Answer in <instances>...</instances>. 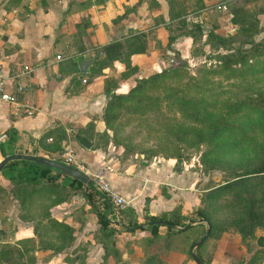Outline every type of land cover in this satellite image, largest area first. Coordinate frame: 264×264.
Instances as JSON below:
<instances>
[{"label":"rangeland","instance_id":"obj_1","mask_svg":"<svg viewBox=\"0 0 264 264\" xmlns=\"http://www.w3.org/2000/svg\"><path fill=\"white\" fill-rule=\"evenodd\" d=\"M14 1L0 0V4L5 9L6 3L10 6ZM122 1L113 0L116 7L123 6ZM131 3L128 7L134 10L139 0H131ZM155 5L154 0H143L137 8L141 12L143 32L152 31L154 23L161 18L157 17L160 15L154 20L151 18L160 14V8ZM168 8L167 18H173L167 19L170 34L180 36L195 25L200 28L198 36L186 35V43L181 46V49L186 48L185 57L178 51L172 56L161 49L159 57L164 67L159 75L139 72L130 65L123 70L111 65L104 73L102 87L112 94L126 96H104L96 118L98 124L90 121L84 128L72 127L68 134H61L65 146L80 145L75 134L85 135L91 142L89 150L99 159L93 166L83 162L84 168L90 170L116 171L124 163L132 162L135 167H141V161H145L144 165L151 163L153 169L168 164L172 174H187L184 190L190 188L197 197L205 188L247 170H263L249 176L264 179V0H169ZM232 15L237 18H231ZM209 29L224 37V44L218 46L208 39L206 31ZM127 34L120 37L130 39ZM250 42L258 44L253 46ZM170 48L175 50L173 44ZM65 68L61 55L57 70L60 73ZM65 146L59 147V159ZM50 175L55 177V182L62 179V175L53 172ZM44 183L46 181L25 187L24 194L27 196L31 189ZM90 187L96 193L92 185ZM11 190V184L0 175V251L4 252L0 255V264L28 263L38 250L42 251L39 259L31 264L37 261L42 264L49 252L63 255L66 261L76 257L77 264H195L188 248L204 232L205 224H196L184 231L160 226L157 235L148 230L126 231L117 223L126 219L117 216L114 209L116 214L106 217L114 221L111 223L116 232L110 237L112 243L105 252L101 239L109 237L98 235L97 224L88 225V231L78 235L76 240L62 223L58 225L44 219L40 226L35 224L42 215L39 211H44V206L60 195L50 193L32 201L30 207L26 204L22 208L19 197L10 196ZM258 190L242 192L241 196L257 204ZM12 202L17 204L15 209H11ZM240 204L238 200L229 199L217 201L214 207L206 206L213 224L212 235L194 250L205 263L264 264V252L259 250L255 238L242 239L232 224L242 216ZM196 205L190 203L185 209L176 201L171 215L178 216L181 224L199 219L194 209ZM77 214L79 222L82 215ZM12 219L15 222L12 223ZM19 220L32 221L35 237H14ZM133 223L129 221V225ZM253 234L255 237L264 234V227H256ZM58 260L51 259L47 264H61Z\"/></svg>","mask_w":264,"mask_h":264},{"label":"crops","instance_id":"obj_2","mask_svg":"<svg viewBox=\"0 0 264 264\" xmlns=\"http://www.w3.org/2000/svg\"><path fill=\"white\" fill-rule=\"evenodd\" d=\"M154 1L155 6L160 8V14L151 18L154 20L157 15L161 18L154 23L152 31L145 32L140 28L141 12L137 10L143 0H139L134 10L128 7V3L133 4L131 0H123V6L118 4V7L121 6L120 9L113 0H45L43 6L40 0H17L10 6L6 3L5 9L0 4L2 70L8 77L7 85H12L10 77L14 72L19 71L24 65L31 68L28 74L17 78L25 85V88L17 93V101L21 106L13 111L10 105L0 100V132H5L7 136L0 144L6 155L21 150L30 154L58 158L59 149L55 146L63 147L66 143L64 138L55 141L58 138L54 130L56 127H60L59 133L63 131V134H68L69 130H73L72 127L84 128L90 121L98 124L96 118L104 103L102 79L104 73L109 71V67L101 69L100 74L91 78L85 85L80 81L83 86L76 90L69 80V75L58 73L56 55L59 57L62 55L64 63L70 65L77 63L78 68V63L82 59H90L93 47L118 40L126 32L129 33L127 36L140 32L145 39L144 50L133 53L123 60H128L129 65L136 67L139 72H156L164 67L159 51L164 49V53H167L165 48L169 33L166 28L169 25L167 3L165 0ZM112 34L114 38H111ZM186 38L183 35L178 36L171 43L181 57H185L186 48L182 50L181 46L186 43ZM112 66L118 70L126 68L121 60H113ZM28 108L31 110L30 114L24 111ZM8 130L14 132L13 138H9ZM49 130L52 136L45 134ZM80 145L70 143L65 148L72 147L69 148L74 151L77 161H86L91 166L96 165L99 161L97 155ZM166 171H169V174H166ZM172 173L168 164H161L153 169L151 163L135 167V163L132 162L124 163L116 171L108 169L103 176L108 185L127 201L126 216L132 215L138 220L144 214L157 215L171 210L176 201L181 202L185 209L190 207L188 206L190 203L192 206L198 203L195 192H191L190 188L189 191L184 190L186 188L184 179L188 177L187 174L185 176ZM95 196L101 204L106 203V216L116 214L114 210H110L111 206L104 199L97 194ZM16 206L15 203H11V209H15ZM81 206L84 212L81 214L80 224L75 221L74 215ZM87 208L88 205L82 195L76 192L71 194L68 200L50 207L49 214L58 222L63 221L71 225L75 229L76 240L78 235L82 236L83 232L88 231L86 230L90 228L88 225L96 224L94 214ZM11 222L15 221L12 219ZM31 225L32 221L16 222L14 237H35ZM79 228H82V231ZM40 252L42 251L34 252L36 260L39 259ZM58 254H52L42 264H47L51 259L57 261L59 258L61 264H76L72 261L74 259L66 261L63 255L60 257ZM35 264L41 262L37 261Z\"/></svg>","mask_w":264,"mask_h":264},{"label":"trees","instance_id":"obj_3","mask_svg":"<svg viewBox=\"0 0 264 264\" xmlns=\"http://www.w3.org/2000/svg\"><path fill=\"white\" fill-rule=\"evenodd\" d=\"M165 1L167 3V16H169V8H168L169 0H165ZM14 2H17V0H15ZM40 2L42 6L45 5V0H40ZM231 18H237V17L235 15H232ZM171 19L173 18H168V20L170 21ZM232 21L235 22V19H232ZM168 26L169 25H167L166 28L169 31ZM199 32H200V28L197 25H195L193 28H189L187 31H185L184 34H180V36L187 35L190 37H196L198 36ZM206 36L208 39L213 41L218 46H221L225 42L224 37L214 34L210 29L206 31ZM127 37L130 39L124 40L123 38H120L118 40L111 41L107 44H104L98 47H93L91 50L92 54L90 56V64L88 65L86 72L79 71L77 68V63L74 62L71 65L68 63H64V67H67V68H65V71L60 72V73H66L67 75H69V80L71 83L74 84V87H75L74 89L77 88L76 90H78L83 86L82 84H80V81L84 83L85 85L86 81L88 82L89 80H91V78L99 75L101 69L110 67L112 65L113 60H118V61L121 60L124 63L125 67L129 66L128 60H123V58H128L133 53L142 52L145 48V45L143 46V44L145 43V39H144V36H142V33L140 32L135 33L133 35H129ZM176 37H178V35L168 33L167 42L165 45L166 50H169L172 53V56H175L177 54L176 50H172L170 48V44L174 41ZM250 43H252L253 46L258 44V42L256 43L250 42ZM141 44H142V47L138 46ZM162 69L163 68H161V70L159 71L153 72L155 73L154 75H159L160 73H162L163 72ZM84 73L87 74L89 77L85 78ZM153 77L154 76H152V78ZM102 94L104 96L110 95L113 98L118 97V96H126V94H119V95L112 94V92H110L109 89H107L105 86L102 87ZM54 130H56L57 137L61 138L62 137L61 134H63V131L62 132L60 131L61 134L59 133L60 127L58 128L56 127ZM7 132H8L9 138L14 137V132L12 130H8ZM52 132H53V129H52ZM52 132L51 130H49L45 134L52 136L53 135ZM80 136L82 135L75 134L77 142ZM55 147L59 149L57 145ZM90 147H91V144L89 148ZM0 154L2 155V157L6 155L5 151L3 150V146L1 144H0ZM45 157L51 158L47 155H45ZM52 159L60 161L59 158H52ZM262 171L263 170H256V171L247 170L240 174H234L232 177L224 180L222 183H217V184H214L212 186L205 188L204 191L198 196L199 198L198 204L196 205L194 209L196 213L198 214L199 219H204L208 221L210 225L209 232L206 235V237L203 239V241L208 236H211L212 231H213V224H211L210 219L207 215L206 206L214 207L217 201L224 202L229 199H234V200H238V202L241 203L240 207L242 208V210H240V214H242V216L240 215L237 219H235L232 222V224L236 227V231L238 232V234L240 235L242 239H245L248 237L250 238L254 237L259 250L264 252V234L256 236V237L253 234L256 227H260V228L264 227V179H259V177L256 178V175L249 176L251 175V173H254V172L261 173ZM51 172H53L54 174L62 175L56 169L46 168L42 164H38L33 161L11 160V161H8L4 165V167L0 170V175H2L6 179L7 183L11 184L12 190L9 192V194L12 198L19 197V200H18L19 205L22 208H24L26 204H28V207H30L32 205V201L36 199L38 200L42 199L45 196H49L50 193H52L53 196L60 195L58 199L50 200L49 203L44 206L45 208L44 211L42 210L39 211L42 213V215H39V212H38V215L40 216L38 218L39 222L35 224H37V226H40L39 224L41 223L40 221L44 219L45 221L50 220L54 222L55 224L57 223L58 225H61L62 223V225H66V227L68 226V231L71 230V237L74 236L75 229L71 225H68L67 223L63 221L58 222L54 218L50 217L49 209L55 204L68 200L71 194L76 193L78 190H81L82 191L81 195L84 198L85 203L88 205L87 210L92 212L95 216L98 235L99 236L101 235L107 238L109 237L108 240L101 239V241L103 242L102 243L100 242L104 251L107 252L108 245H111L112 243L110 237L113 235V233L116 232V229L113 227L111 221L105 215V211L107 210L106 203L103 202V204H101V202L98 201V199L95 196L96 193H94L91 190V187H90L91 183L89 185H84L79 180L68 178L64 175H62V179H60V182H55L56 181L55 177L50 175ZM44 181H46V183L39 185L38 188L31 189L30 192H28L27 196L24 194L25 187L36 186L40 183H43ZM259 185H261L262 187L258 188ZM255 188L259 189L258 191L260 192V199H259V202H257V204L250 203L243 196H241L242 192H245V191L250 192L251 189H253L254 191ZM82 207L83 206H81L80 210L77 213L82 214L84 212ZM121 210L123 211L121 212ZM172 211L173 210L163 211L157 215L144 214L142 216V219L144 221L141 223H136L137 222L136 217L132 215L126 216L127 214L126 209L118 208L117 214L122 219H126V220L125 221L120 220L117 223L121 227H123L126 231H133L134 229L148 230L152 235H157L159 233L158 228L160 226H163L166 229H169V228H172V225H181V226L185 225V224L180 223L178 216L171 215ZM77 213L74 215L76 222H78V219H79L78 216L76 218V215H78ZM129 221L135 222V223L129 225ZM190 221H193V220H190ZM79 223L81 224V222ZM140 224H143V225H140ZM31 226H32L33 232H36L34 230L35 225H31ZM193 226L187 227L182 230H177V231H184L186 229L192 228ZM195 240H193L190 243V246L188 248V254H189V249ZM45 249L49 250L47 247H45ZM3 254L4 252L0 251V255H3ZM51 255L52 254L49 252L45 257L44 262ZM196 256L202 262H204L203 259H201V257L198 254H196ZM35 259H36L35 257L33 258L31 256L28 263L20 262L19 264H31L33 260ZM71 259H74L72 261H75V262L77 260L76 257H73ZM205 264H208V263H205Z\"/></svg>","mask_w":264,"mask_h":264},{"label":"built area","instance_id":"obj_4","mask_svg":"<svg viewBox=\"0 0 264 264\" xmlns=\"http://www.w3.org/2000/svg\"><path fill=\"white\" fill-rule=\"evenodd\" d=\"M59 58V55L55 56V59ZM2 66L3 55L0 45V100L10 105L13 111H16L21 106L17 101V93L20 92L23 88H25V85L20 83L17 78L19 76L28 74L31 71V68L27 65H24L19 71L14 72L13 75L10 77L12 85L10 84V86H8V77L4 75ZM24 111L27 114L31 113V110H29V108L25 109ZM6 139L7 136L5 132H0V143L4 142ZM61 157V162L77 167L86 176H88L93 190H95L96 194L102 199H104L111 206L110 210L126 207L127 201L124 200L112 187H110L107 181L104 179L103 169L99 168L97 170H90L88 168H84V163L77 162L73 151L68 147L64 149V152L61 154Z\"/></svg>","mask_w":264,"mask_h":264},{"label":"water","instance_id":"obj_5","mask_svg":"<svg viewBox=\"0 0 264 264\" xmlns=\"http://www.w3.org/2000/svg\"><path fill=\"white\" fill-rule=\"evenodd\" d=\"M167 53H171V52L169 50H167ZM89 64H90V59H88V58L82 59L78 63V70L79 71H84ZM78 142H79V144H81L85 148H89V146L91 144L90 140L87 139L83 135L78 138ZM11 160H29V161H33L35 163L42 164L46 168L56 169L62 175L66 176L68 178H73V179L79 180L80 182H82L85 185H89L90 184V179L88 178V176H86L82 171H80L75 166H71V165L65 164V163H63L61 161H58V160H55V159H52V158H47V157L42 156V155L30 154V153H27V152H23L21 150H17L15 152L11 153V154L3 156L0 159V170L4 167V165L8 161H11ZM142 164H145V162L143 161ZM201 223L205 224V230L192 243V245H191V247L189 249V256L195 262V264H205L204 262H202L196 256L194 250L203 241V239L206 237V235L209 232L210 225H209L208 221H206L204 219H196V220H193V221H190V222L186 223L183 226H181V225H172L173 229L182 230V229H185L187 227H190V226H193V225H196V224H201ZM140 225H143V224H140Z\"/></svg>","mask_w":264,"mask_h":264}]
</instances>
